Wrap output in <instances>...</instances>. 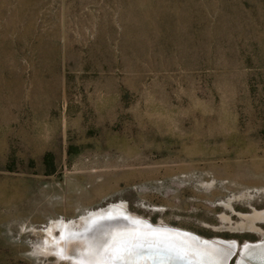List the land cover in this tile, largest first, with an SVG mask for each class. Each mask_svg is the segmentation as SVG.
<instances>
[{
    "label": "rangeland",
    "instance_id": "rangeland-1",
    "mask_svg": "<svg viewBox=\"0 0 264 264\" xmlns=\"http://www.w3.org/2000/svg\"><path fill=\"white\" fill-rule=\"evenodd\" d=\"M130 218L264 264V0H0V264H152Z\"/></svg>",
    "mask_w": 264,
    "mask_h": 264
},
{
    "label": "bare ground",
    "instance_id": "bare-ground-1",
    "mask_svg": "<svg viewBox=\"0 0 264 264\" xmlns=\"http://www.w3.org/2000/svg\"><path fill=\"white\" fill-rule=\"evenodd\" d=\"M129 220H130V222L132 221L139 226L141 225L143 227H148L151 229H165L166 230L164 232L158 231V233H160L159 237L161 238V240L159 239L157 242H155V241L150 242L149 241L147 243L144 241L143 243L139 242L137 244H132V245L128 246L131 250H134L135 253H138L139 257H144L145 259H148L150 261L153 259L154 262L152 264H184L185 260L190 259V257H187L186 254L188 252L186 251L185 247L183 246V242H185V239H183V237L180 238V236H175L172 233H169L167 231V229L169 227L168 228L167 227H154L150 223L143 222L142 220L136 219V218H130ZM130 224H132V223H130ZM175 230H177V229H175ZM177 231L182 233V234L188 235V236H196V235H192V234L180 231V230H177ZM165 234H167V235H165ZM186 238L189 239L194 244H196V246H198V247H200V246L201 247L215 246V245L211 244L212 243L211 241L202 240V238L201 239L199 238L200 243H205L207 245H204V246L199 245L191 237H189V238L186 237Z\"/></svg>",
    "mask_w": 264,
    "mask_h": 264
},
{
    "label": "water",
    "instance_id": "water-1",
    "mask_svg": "<svg viewBox=\"0 0 264 264\" xmlns=\"http://www.w3.org/2000/svg\"><path fill=\"white\" fill-rule=\"evenodd\" d=\"M167 231L169 232V233H172L173 235H175V236H180V238L181 237H183V239H187L186 237H191L195 242H197V244H199V245H207V244H205V243H200V241H199V237L198 236H188V235H185V234H182V233H180V232H178L177 230H175V229H173V228H168L167 229ZM187 241V240H186ZM188 242V241H187ZM186 242V243H187ZM184 244H186L185 242H183ZM215 242H212L211 244H213V245H215L214 244ZM196 245V244H195ZM194 245V246H195ZM111 246V245H110ZM216 246V245H215ZM201 247V246H200ZM206 249V248H205ZM106 259V258H105ZM105 264H108V261L106 260L105 261Z\"/></svg>",
    "mask_w": 264,
    "mask_h": 264
}]
</instances>
